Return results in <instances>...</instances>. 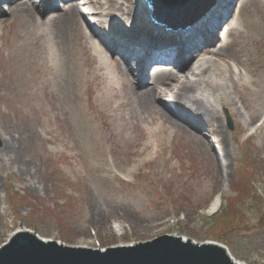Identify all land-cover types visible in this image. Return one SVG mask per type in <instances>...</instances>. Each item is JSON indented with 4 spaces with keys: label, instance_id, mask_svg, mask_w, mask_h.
<instances>
[{
    "label": "rangeland",
    "instance_id": "rangeland-1",
    "mask_svg": "<svg viewBox=\"0 0 264 264\" xmlns=\"http://www.w3.org/2000/svg\"><path fill=\"white\" fill-rule=\"evenodd\" d=\"M68 1L48 9L39 3L43 13L31 22L12 17L11 1L0 0L7 17L0 22V245L20 229L96 248L173 233L220 242L237 261L264 264V129L256 132L261 122L250 123L245 109L258 96L264 101V0H238L227 36H218L225 31L220 21L216 37L185 69L195 72L203 57L207 61L201 77L213 87L201 82L196 94L213 102L221 121L199 131L205 141L169 122L162 133L133 94L127 107L120 105L119 95L126 93L111 89L107 67L97 75L87 43L108 45L113 22L125 31L126 0H78L74 4L95 14L93 21L80 15L71 28L51 21L57 11H72ZM137 3L135 14L145 13L147 7ZM91 29L98 38L90 37ZM153 65L144 72L148 80L158 79L150 77ZM158 66L153 73L165 67ZM172 72L183 81L192 78ZM147 83L140 88L153 84ZM171 91L159 95L167 109L174 104ZM12 141L16 148L7 156ZM216 196L220 209L207 213ZM116 220L131 227L120 235Z\"/></svg>",
    "mask_w": 264,
    "mask_h": 264
},
{
    "label": "bare ground",
    "instance_id": "bare-ground-1",
    "mask_svg": "<svg viewBox=\"0 0 264 264\" xmlns=\"http://www.w3.org/2000/svg\"><path fill=\"white\" fill-rule=\"evenodd\" d=\"M10 1V5H8L7 8L9 9L11 16L13 17V15H19L26 21L31 22H37V15L39 12L43 13L41 9H38L39 7L37 5L39 3H41L42 6H45L46 9H48V7L54 8L57 4V0ZM111 1L112 0H109V3ZM137 1L142 2L147 7V10H143L145 13H143L141 9L135 14V4H138ZM126 2L127 8L125 10H123L121 5L118 7L120 10H123L121 13V23L124 26L125 31L122 33L121 30H118L120 23L117 24V22H113L112 28L114 30L113 33L115 34H112L113 38L111 37V40L109 38L107 39L108 45L106 42H104L105 45H103V42L98 40L92 41V46L87 43V48H89V50L92 51V48L94 49V52H90V55H92V64L97 69V75L101 77L102 70L107 67L114 76V79L111 83V89L115 91L120 88L122 93L123 91L126 93L125 96L123 94L119 95V97H121L120 105L122 104L124 107H127L128 97L130 94H133L135 100H137L142 107L146 118L149 119L148 117H150L156 123H160L159 129L162 133L167 131V127L164 125V123L169 122L179 129L189 132L190 135L200 137L205 141V137H203L199 131L202 128L207 127V125H209L208 127H213L215 126L216 122L221 121V115L216 112V107L213 102H209V99L207 101L196 94L198 92L199 83L201 82L204 83V85L208 88L213 87L211 80L201 77L204 76L209 70L207 61H205V57H203L202 62L197 64L198 66H195V72L189 73L190 70L187 71L185 69L189 67V63H191L193 57L202 54L201 51H198L199 47H201V45L204 43L212 41L216 37H214L213 31L217 27V24L226 18L233 0H217L216 5L207 16L185 30L182 28H177L176 30L179 31H177L176 35L170 34L172 32L174 34L175 30L168 29L166 23L162 24L151 18L150 14L152 11V6L148 4V0H126ZM68 5H72L71 12L57 11V15L51 17V21L55 23L59 22L60 24L71 28L74 23H77L79 16L84 15L83 11H89V6L86 5H83L81 9L77 4H74V2ZM63 6L66 7L67 5L64 4ZM109 12L108 14L111 15H114L115 13L112 10ZM1 15L4 17H0V22L5 21L7 19V17H5V13L0 12V16ZM138 29H140L141 34L144 30L146 32L150 31V33L153 32L158 35L169 33L170 36L165 35L163 36V39L154 38L153 40L151 39L152 37L149 39L143 38L139 43L136 41H130L128 40L129 38L124 39L127 37V35H130V32L140 33L137 31ZM97 31L98 30L91 29L90 37L93 39L98 38L96 37L98 35ZM228 31L229 26L225 30L224 37L227 36ZM195 49L197 53L192 52ZM162 57L173 60L175 63H177L178 68L170 66L171 70L176 69V72H179L182 75L187 73L191 74V80L183 81V79H177V76L174 74V72L169 70H159L153 73V70L159 68L158 65H153L149 71L150 77L153 74H157L158 79L148 80L145 77L144 72L147 71L149 63L157 59H163ZM134 70L136 72H134ZM137 75H140L141 77ZM159 79L160 81H158ZM147 81L149 83L152 81L153 84L144 88H140L141 86L148 84ZM175 82H178L179 85L176 86ZM124 86H128V89L124 90ZM168 90H173V92L171 91L172 93L169 97V100L173 101L174 104L168 102L167 109V106L165 107L161 104V100H163V98L161 99L159 95H168ZM256 103L258 105L254 104V106H249V104L246 102L245 109L251 112V116H249L251 120L250 123L260 120L261 123L259 130H256L257 132L261 129H264V101L258 96ZM159 113L166 117L165 121L160 120L161 117L156 118ZM190 116L192 119H194L195 123L192 122ZM137 125L138 129L142 128L141 124ZM15 148L16 147L13 144V141L11 143L7 142L5 154L10 156L11 152L15 151ZM221 205L222 198L220 196H216L206 211L210 214L215 213L220 209ZM114 222L115 229L120 235L123 234L124 228L131 227L130 225L124 223V221H122L123 223L120 220H116ZM42 238L49 240L45 237Z\"/></svg>",
    "mask_w": 264,
    "mask_h": 264
},
{
    "label": "water",
    "instance_id": "water-1",
    "mask_svg": "<svg viewBox=\"0 0 264 264\" xmlns=\"http://www.w3.org/2000/svg\"><path fill=\"white\" fill-rule=\"evenodd\" d=\"M217 0H148L152 16L167 28H188L206 16ZM230 127H233L228 116ZM0 264H245L237 262L217 242H197L177 234H163L133 244L105 249L44 240L20 230L0 246Z\"/></svg>",
    "mask_w": 264,
    "mask_h": 264
}]
</instances>
